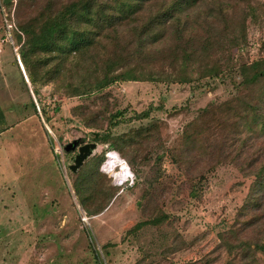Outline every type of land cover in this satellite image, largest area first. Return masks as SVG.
Instances as JSON below:
<instances>
[{
	"label": "rangeland",
	"instance_id": "1",
	"mask_svg": "<svg viewBox=\"0 0 264 264\" xmlns=\"http://www.w3.org/2000/svg\"><path fill=\"white\" fill-rule=\"evenodd\" d=\"M5 1H12L13 16L16 0ZM258 1L264 4V0ZM212 6L213 0H197L188 9L185 37L204 36L199 14L213 13ZM232 9V16L240 17V6ZM258 17L246 20V39L236 55L239 62L264 58L263 8ZM10 20L0 0V106L9 124L0 134V264H97L88 231L103 264H202L219 244L220 234L238 229L234 224L237 211L253 182L251 175L230 160L211 163V153L218 149L213 146L224 134L210 121L219 117L214 109L218 104L245 92L236 85L237 74L179 82L172 79L177 69L156 62L153 67L160 75L156 80L116 81L82 97L50 93L51 87L46 86L40 93L43 103L52 109L46 123L38 105L39 116L33 113L20 83L15 61L21 71L23 68L12 28L8 30ZM46 23L30 27L24 37ZM74 107L93 113L99 126L87 127ZM204 109L210 112H202ZM146 111L148 116L141 117ZM117 112L120 114L114 117ZM199 114L203 123L208 122L198 135L204 150L190 146L191 159L184 164L180 162L183 132ZM111 116L116 125L110 130L115 135L151 123L157 130L147 145L139 147L135 168L129 167L134 182L116 185L119 190L109 206L86 217L71 186L75 173L69 165L76 151L67 152V143L95 142L94 155L106 150L108 161L116 151L94 141L90 133H104ZM56 143L62 152L55 149ZM122 165L117 163L111 174L121 173ZM102 173L114 184L110 174ZM154 217L161 221L128 232L137 222ZM255 234L257 226L241 231L240 238ZM231 257L221 252L210 264H228ZM256 257L264 264V252L257 251Z\"/></svg>",
	"mask_w": 264,
	"mask_h": 264
},
{
	"label": "trees",
	"instance_id": "2",
	"mask_svg": "<svg viewBox=\"0 0 264 264\" xmlns=\"http://www.w3.org/2000/svg\"><path fill=\"white\" fill-rule=\"evenodd\" d=\"M196 1L16 0L13 16L12 1L2 0V4L11 18L8 24L29 85L15 61L20 83L33 113L39 116L38 105L46 123L51 119V108L43 103L40 94L46 86L51 87L50 93L82 97L116 81L156 80L160 76L153 67L156 62L166 63L172 71L177 69L173 77L169 76L179 82L237 74L236 85L245 92L218 104L214 109L219 117L210 121L224 134V139L213 146L218 149L214 156V152L211 153L214 158L211 163L230 160L242 172L251 175L253 182L237 211L234 224H238V229L220 234L219 244L204 257L202 264L216 261L221 252L232 254L228 264H259L256 252H264V58L239 62L236 55L246 39L247 18H259L258 12L264 10V4L258 0H213V13L202 11L199 14L204 22V36L195 39L185 37L184 31L189 25L188 9ZM234 6H240L238 18L232 16ZM41 22L47 23L36 33L24 37L30 27ZM191 66H194L192 70ZM53 110H57V106ZM75 110L87 127L99 126L93 113L80 112L79 107H74ZM140 116H148V111ZM114 117H110L104 133L91 132L90 135L94 141L108 144L109 149L116 151L130 169H134L139 147L147 145L157 129L151 123L115 135L110 130L116 125V122L111 123ZM202 117L199 114L184 129L181 163L190 161V146L204 150L198 135L208 122L203 123ZM8 128L0 106V134ZM106 153L105 150L87 158L74 172L71 186L86 217L102 213L119 190L110 177L99 170ZM153 178H157L156 174ZM160 221V217L139 221L128 232ZM253 226H257V234L240 238L241 231ZM88 235L97 264H103L90 231ZM176 248L174 245L173 249ZM213 252L218 253L212 256Z\"/></svg>",
	"mask_w": 264,
	"mask_h": 264
},
{
	"label": "water",
	"instance_id": "3",
	"mask_svg": "<svg viewBox=\"0 0 264 264\" xmlns=\"http://www.w3.org/2000/svg\"><path fill=\"white\" fill-rule=\"evenodd\" d=\"M22 73L24 75L25 81L29 85L23 69H22ZM67 144H68V147L66 148L67 152L76 151L73 163L69 165V169L72 172H76L82 166V164L87 158L93 156L97 148V144L95 142L79 143L78 140H74L73 142H69Z\"/></svg>",
	"mask_w": 264,
	"mask_h": 264
},
{
	"label": "bare ground",
	"instance_id": "4",
	"mask_svg": "<svg viewBox=\"0 0 264 264\" xmlns=\"http://www.w3.org/2000/svg\"><path fill=\"white\" fill-rule=\"evenodd\" d=\"M121 162L123 165L121 166V173H118L117 175H115V177L121 179V180H124L126 177L129 176L130 174V170H129V167L128 165L124 162V160L122 159V157L114 152L110 155L109 157V160L106 162L105 164V167L110 169V170H113V168H115L114 166Z\"/></svg>",
	"mask_w": 264,
	"mask_h": 264
},
{
	"label": "built area",
	"instance_id": "5",
	"mask_svg": "<svg viewBox=\"0 0 264 264\" xmlns=\"http://www.w3.org/2000/svg\"><path fill=\"white\" fill-rule=\"evenodd\" d=\"M7 26H8V30H9V28L11 27V25L8 24ZM58 147H59V148H58ZM55 149L58 150L59 152H62V151H61V148H60V145H59L58 143H56V145H55ZM107 159H108V157H107V154H106V159H105V161L101 164L100 169H101L102 172L108 173V174H110V175L112 176V178H113V182H114L115 185H117V186H121V185H124L125 183H127V184H132V183L134 182V175H133V173H132L131 171H130L129 176L126 177L124 180H121V179H119V178L113 176V175L111 174V170H108V169L104 166V164L106 163ZM128 167H129V166H128ZM113 169H114V168H113ZM129 170H130V169H129ZM129 182H130V183H129Z\"/></svg>",
	"mask_w": 264,
	"mask_h": 264
}]
</instances>
